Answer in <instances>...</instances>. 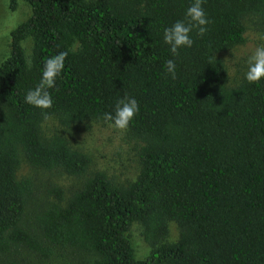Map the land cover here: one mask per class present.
Instances as JSON below:
<instances>
[{
  "label": "trees",
  "instance_id": "16d2710c",
  "mask_svg": "<svg viewBox=\"0 0 264 264\" xmlns=\"http://www.w3.org/2000/svg\"><path fill=\"white\" fill-rule=\"evenodd\" d=\"M21 1L30 15L10 30L0 62V264H264V80L229 85L217 56L244 42L246 16L264 28V0H203L206 33L193 31L192 47L175 55L163 29L193 0ZM57 52L67 55L48 89L52 107L26 104ZM125 96L138 104L125 129L138 142L133 180L92 170L88 154L42 128L49 118L108 124L103 114ZM21 157L79 182L37 188L16 177ZM132 223L150 247L143 259L134 258Z\"/></svg>",
  "mask_w": 264,
  "mask_h": 264
},
{
  "label": "rangeland",
  "instance_id": "374dc122",
  "mask_svg": "<svg viewBox=\"0 0 264 264\" xmlns=\"http://www.w3.org/2000/svg\"><path fill=\"white\" fill-rule=\"evenodd\" d=\"M30 15L29 6L19 0L14 10L8 8V0H0V62L9 53V32L18 23L24 21ZM244 42L219 53L228 76V84L235 85L245 70V60L257 47L264 46V28L255 15L244 18ZM25 54L28 55L31 40L26 38L22 42ZM45 134L58 133L66 138L69 145L85 152L91 159L92 170H102L115 182L133 180L138 172L137 149L138 142L130 140L126 136L125 129L118 130L109 124L83 121L69 127H62L54 118H49L42 123ZM17 178L29 177L37 188H42L49 182H57L65 190L76 187L79 180L69 176H61L53 171L35 169L30 167L21 157L16 170ZM130 241L133 247L135 259L145 258L150 247L146 244L140 234L138 223H132L130 230ZM178 237V228L174 222L168 223V234L165 239L173 242ZM55 264H76L71 262V257L64 256L55 259Z\"/></svg>",
  "mask_w": 264,
  "mask_h": 264
},
{
  "label": "clouds",
  "instance_id": "9594fccd",
  "mask_svg": "<svg viewBox=\"0 0 264 264\" xmlns=\"http://www.w3.org/2000/svg\"><path fill=\"white\" fill-rule=\"evenodd\" d=\"M203 0H193L184 11V18L173 21L163 29V43L169 46L171 54L175 55L181 48H191L193 38L191 33L203 36L207 31L209 20L202 7ZM264 39V37H262ZM67 53L57 52L43 61L39 82L26 91L24 102L41 110L50 109L53 98L48 89L55 87L56 80L61 76L64 69V61ZM166 71L175 78L176 65L173 60L166 61ZM243 78L249 83L264 80V46H257L245 60ZM138 109L134 97L125 96L118 98L111 112H105L103 119L110 127L124 130L134 118Z\"/></svg>",
  "mask_w": 264,
  "mask_h": 264
}]
</instances>
